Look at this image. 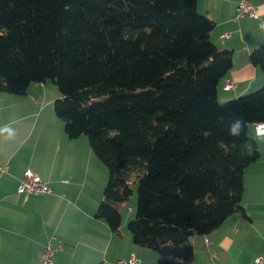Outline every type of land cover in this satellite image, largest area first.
Listing matches in <instances>:
<instances>
[{
  "label": "trees",
  "instance_id": "1",
  "mask_svg": "<svg viewBox=\"0 0 264 264\" xmlns=\"http://www.w3.org/2000/svg\"><path fill=\"white\" fill-rule=\"evenodd\" d=\"M214 26L197 0H0V92L58 86L66 133L87 135L108 170L97 216L120 233L138 184L128 228L157 264L192 261L193 238L244 210L245 169L261 156L249 127L264 120V86L219 100L234 55ZM250 59L264 71V42ZM234 118L249 122L239 137Z\"/></svg>",
  "mask_w": 264,
  "mask_h": 264
},
{
  "label": "crops",
  "instance_id": "2",
  "mask_svg": "<svg viewBox=\"0 0 264 264\" xmlns=\"http://www.w3.org/2000/svg\"><path fill=\"white\" fill-rule=\"evenodd\" d=\"M240 1L197 0L198 10L215 21L212 40L234 55L233 68L219 84L221 102L264 86L263 69L250 59L264 42V0H248L257 6L258 17L237 19ZM227 78L235 79V88L225 89ZM49 88L46 81L33 83L23 95L0 92V165L8 167L0 169V264H41L50 240L61 246L55 264H118L132 253L142 264H157L156 251L135 244L129 218L115 233L97 216L107 167L86 135L71 138L66 133L55 111L56 98H47ZM255 131L251 124L249 134L261 156L245 169L244 210L192 239L193 264H264L257 262L264 257V141H257ZM28 169L53 191L20 194L18 185Z\"/></svg>",
  "mask_w": 264,
  "mask_h": 264
},
{
  "label": "built area",
  "instance_id": "3",
  "mask_svg": "<svg viewBox=\"0 0 264 264\" xmlns=\"http://www.w3.org/2000/svg\"><path fill=\"white\" fill-rule=\"evenodd\" d=\"M244 16H253L258 17V8L252 2L248 0H242L239 2L236 11V18H242ZM236 87V81L233 78H227L225 83V89L231 90ZM2 171H6L8 167L6 165H0ZM18 191L20 194H47L51 193L53 189L50 185L44 181L40 175L34 171L28 169L24 172L23 177L20 179L18 185ZM131 210V208H130ZM211 240L206 238V244L209 245ZM61 246L55 244L53 240H50L42 252L41 264H55V256L60 251ZM264 260V257H258L257 262L261 263ZM118 264H142L141 259L135 254L132 253L128 258L120 259ZM186 264H193L192 261Z\"/></svg>",
  "mask_w": 264,
  "mask_h": 264
},
{
  "label": "clouds",
  "instance_id": "4",
  "mask_svg": "<svg viewBox=\"0 0 264 264\" xmlns=\"http://www.w3.org/2000/svg\"><path fill=\"white\" fill-rule=\"evenodd\" d=\"M255 126V136L257 141H264V120L252 122ZM249 122L243 120V118H234L228 124L229 135L233 137H239L244 132L245 128L248 126ZM252 144L244 142L241 145L242 155L252 154Z\"/></svg>",
  "mask_w": 264,
  "mask_h": 264
},
{
  "label": "rangeland",
  "instance_id": "5",
  "mask_svg": "<svg viewBox=\"0 0 264 264\" xmlns=\"http://www.w3.org/2000/svg\"><path fill=\"white\" fill-rule=\"evenodd\" d=\"M47 83L50 86V88H49L50 90H49L47 98H53V99L58 98V96L61 94L58 86L51 79L47 80ZM133 189H134V194H133L130 202L127 203V205L124 207V209L122 211L124 221H126L127 218H129V220L134 218L135 214H136L137 207H138V200H139L138 184L133 185ZM129 207H133L134 210L131 211ZM127 229H129L128 225H127Z\"/></svg>",
  "mask_w": 264,
  "mask_h": 264
}]
</instances>
